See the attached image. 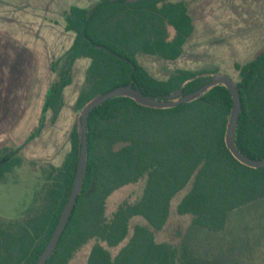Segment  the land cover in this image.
Listing matches in <instances>:
<instances>
[{
	"label": "trees",
	"instance_id": "1",
	"mask_svg": "<svg viewBox=\"0 0 264 264\" xmlns=\"http://www.w3.org/2000/svg\"><path fill=\"white\" fill-rule=\"evenodd\" d=\"M65 31L74 39L54 60L42 116L27 138L45 127V113L54 123L63 107V91L72 84L78 59L90 64L74 104L81 112L94 97L130 81L144 96L166 100L181 90L202 87L207 72L173 70L167 79L153 77L138 54L175 60L193 31L188 6L168 0H98L90 8L72 7L64 14ZM241 112L235 128L236 149L252 160H264V51L235 64ZM226 87L217 85L199 98L168 109L138 104L128 97L108 99L87 118V162L76 204L54 252L45 264H69L93 242L85 264H259L264 248V168L238 162L225 144L232 109ZM70 150L56 166L41 168V179L28 206L15 218L0 216V264H35L47 245L70 195L80 151L74 122ZM21 148L0 152V183L24 162ZM35 163V161H31ZM145 178L141 198L121 202L108 216V198L120 188ZM193 178L178 205L192 216L179 247L156 243L171 199ZM141 217L130 234L129 222ZM255 219V220H254ZM259 222L260 233L249 224ZM263 222V223H262ZM126 240L116 255V248Z\"/></svg>",
	"mask_w": 264,
	"mask_h": 264
},
{
	"label": "crops",
	"instance_id": "2",
	"mask_svg": "<svg viewBox=\"0 0 264 264\" xmlns=\"http://www.w3.org/2000/svg\"><path fill=\"white\" fill-rule=\"evenodd\" d=\"M168 1H183L187 4L193 31L177 59L162 60L138 54L137 60L141 65L140 57H151L165 65L179 62L183 56L194 57L197 51L211 49L206 47L209 43L218 44L222 40L234 41L235 46L230 47L236 48L238 51L234 54L240 55L242 42L246 45L255 44L257 33L260 35L259 39H264V27L257 28V23L263 22L264 0L263 3L260 0ZM97 2L98 0H0V152L12 145H18L25 151V142L41 119L46 93L55 79L51 64L63 56L74 39L72 32L65 31V12L72 7L90 8ZM66 32L73 35L67 47L63 40ZM235 34L236 37H232ZM262 51L264 49H260L243 63ZM234 54L229 53L230 56ZM80 61H85L86 64L84 74L90 64V60L86 58L75 62L72 84ZM175 69L190 70L168 68L166 77L162 78L150 74L156 79L165 80ZM71 85L63 91L64 104L56 123L54 122L57 126L64 123L65 91ZM51 116V111L45 113L46 123L48 119L51 121Z\"/></svg>",
	"mask_w": 264,
	"mask_h": 264
},
{
	"label": "rangeland",
	"instance_id": "3",
	"mask_svg": "<svg viewBox=\"0 0 264 264\" xmlns=\"http://www.w3.org/2000/svg\"><path fill=\"white\" fill-rule=\"evenodd\" d=\"M199 1V0H192ZM263 3V0H260ZM259 6V1H258ZM264 8V3H263ZM264 27V17L262 24L257 23V28ZM250 28V26H249ZM258 39L253 45H246L241 43L242 51L240 55L234 54L238 50L230 47L235 46V42L231 40H222L218 44L209 43L206 47L208 50L197 51L194 57L183 56L179 62L165 63L157 61L151 57H140L142 65L152 75L162 78L166 77L168 68H188L190 71L206 70L212 72L214 69L218 73L206 74L205 76H213L219 78L221 76L229 77L234 83L238 81V73L234 68V64L243 63L250 59L254 53L264 49V39ZM253 34H251L252 36ZM264 37V31L262 32ZM232 37H236L232 36ZM262 37V38H263ZM73 35L65 33L64 46L67 47L72 41ZM216 45V46H214ZM231 50H227L230 49ZM191 49V47H190ZM226 49V50H225ZM190 52V51H189ZM233 53L234 55H229ZM85 61H80L75 69L74 82L65 91L66 109L64 113V123L62 126L52 124L50 119L45 122L46 126L43 128L42 134L38 135L32 141L25 142V151L20 150L18 157L23 158V163L19 167H15L11 174H8L5 181L0 183V216L6 219H13L17 217L30 203L33 190L38 185L41 179V168L45 167L47 163H52L56 166L61 165L63 157L70 150V143L67 139L71 126L74 122L77 123L78 131H81L80 112L74 111V103L83 85L85 78ZM61 125V124H60ZM35 130V129H34ZM20 148L18 145H12L5 149L16 150ZM35 161V163H31ZM145 178L139 180L135 184H130L115 191L107 200L106 213L109 216L117 206L127 201L134 203L138 201L144 191ZM193 178L188 184L174 195L171 199L169 207L168 219L163 228L155 233L156 243H169L174 247H179L182 237L186 230L191 225L192 216L189 214L180 215L177 211L178 205L182 198L189 192L192 187ZM255 220V219H254ZM141 217H134L129 222L130 234L136 224H144ZM259 222L255 221L249 225L252 227L250 234L260 233ZM263 223V222H262ZM264 224V223H263ZM126 243V240L116 248H108L110 253L114 256L119 249ZM93 242L86 244L78 253L74 255L69 264H85L89 251ZM254 263L264 264V248L259 253V257L254 260Z\"/></svg>",
	"mask_w": 264,
	"mask_h": 264
},
{
	"label": "water",
	"instance_id": "4",
	"mask_svg": "<svg viewBox=\"0 0 264 264\" xmlns=\"http://www.w3.org/2000/svg\"><path fill=\"white\" fill-rule=\"evenodd\" d=\"M223 85L229 91L232 98V109L229 116V120L226 126L225 134V144L232 156L241 164L253 168H264V160H252L250 158L242 155L235 146L234 143V134L235 128L238 122L239 113L241 112V100L236 87V84L227 76H221L219 78H213V76H208L202 87L195 90L192 93L184 94L181 90L171 94L166 100H155L151 97L144 96L139 90L135 89L130 81L125 86L116 87L104 94H100L90 100L84 105L80 112L79 120L81 125L80 131V151L77 161V169L74 177L72 189L68 197L67 203L62 211V214L59 218V221L49 239L44 250L40 254L37 262L35 264H45L48 258L52 255L55 250V247L59 241L61 234L63 233L65 226L70 218L72 210L76 204L77 196L81 190L87 162V129L86 123L88 115L99 105L106 102L108 99L115 97H128L136 101L138 104L155 108V109H168L175 107L182 103L191 102L199 98L206 91L211 88Z\"/></svg>",
	"mask_w": 264,
	"mask_h": 264
}]
</instances>
